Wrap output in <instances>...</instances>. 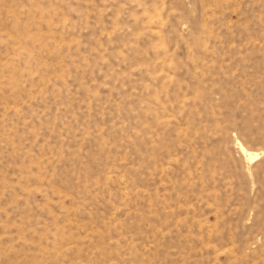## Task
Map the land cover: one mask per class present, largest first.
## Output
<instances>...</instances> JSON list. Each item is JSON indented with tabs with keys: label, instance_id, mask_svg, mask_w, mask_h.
I'll return each instance as SVG.
<instances>
[{
	"label": "rangeland",
	"instance_id": "374dc122",
	"mask_svg": "<svg viewBox=\"0 0 264 264\" xmlns=\"http://www.w3.org/2000/svg\"><path fill=\"white\" fill-rule=\"evenodd\" d=\"M0 264H264V0H0Z\"/></svg>",
	"mask_w": 264,
	"mask_h": 264
}]
</instances>
